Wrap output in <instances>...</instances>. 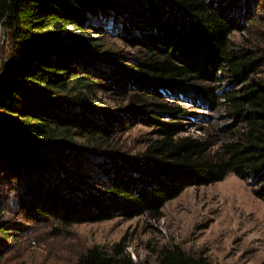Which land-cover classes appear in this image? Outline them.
Wrapping results in <instances>:
<instances>
[{"label":"trees","instance_id":"trees-1","mask_svg":"<svg viewBox=\"0 0 264 264\" xmlns=\"http://www.w3.org/2000/svg\"><path fill=\"white\" fill-rule=\"evenodd\" d=\"M131 5L142 7L136 23ZM228 8L203 0H0L1 238L12 231L3 222L11 204L22 222L69 228L155 212L185 188L229 174L250 179L264 201V49L232 46ZM89 17L138 49L129 66L101 50L106 30ZM139 26L148 34L135 40ZM222 82L234 90L215 94ZM156 89L221 110L219 124L180 136L189 114L158 100ZM101 94L120 97L114 110L95 106ZM131 115L154 129L133 155L118 140ZM152 254L153 264H208L176 245ZM74 264L131 260L121 240L88 248Z\"/></svg>","mask_w":264,"mask_h":264},{"label":"rangeland","instance_id":"rangeland-1","mask_svg":"<svg viewBox=\"0 0 264 264\" xmlns=\"http://www.w3.org/2000/svg\"><path fill=\"white\" fill-rule=\"evenodd\" d=\"M203 1L229 6L228 13L237 26V30L228 36L233 47L249 50L253 43L254 47L264 49V0ZM132 9L131 18L134 19L131 22L136 23V19H140L136 15L142 14V7ZM89 19L92 27L106 30L101 50L113 53L121 66H129L130 56L138 49L117 40L109 22ZM131 26L135 24L131 23ZM137 28L131 29L135 40L148 34L147 27ZM95 36L98 35H91ZM112 66L107 65L104 70L108 73L113 70ZM258 78L264 79V61ZM219 86L215 94L225 89L234 90L226 82ZM132 87L139 92L131 84ZM156 92L158 100L180 106L189 114L179 121L180 136L199 137L219 124L221 110L189 103L163 90L156 89ZM119 98L115 94L110 97L101 94L99 102L94 104L99 109L114 110V102ZM125 126L123 122L122 127ZM153 131L142 117L131 115V129L120 135L119 144L131 149L133 155L153 138ZM254 189L250 179L240 180L229 174L207 186L185 188L155 212L149 210L131 218L115 217L69 228H62L57 223L33 225L22 222L15 213L18 208L11 204L3 222L11 224L12 231L10 237H0V250L4 254L0 264H74L77 256L88 248L94 245L109 248L121 240H124L131 264H153L152 253L162 245H176L187 254L202 257L208 264H264V201L255 197ZM53 227L60 229V233L54 234Z\"/></svg>","mask_w":264,"mask_h":264},{"label":"water","instance_id":"water-1","mask_svg":"<svg viewBox=\"0 0 264 264\" xmlns=\"http://www.w3.org/2000/svg\"><path fill=\"white\" fill-rule=\"evenodd\" d=\"M0 35H1V41H0V46H1L3 41H4V39H5L4 29L3 28L0 29Z\"/></svg>","mask_w":264,"mask_h":264}]
</instances>
